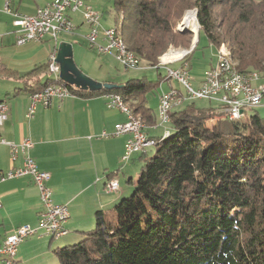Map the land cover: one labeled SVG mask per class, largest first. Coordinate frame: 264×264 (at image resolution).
Segmentation results:
<instances>
[{
  "label": "trees",
  "instance_id": "obj_1",
  "mask_svg": "<svg viewBox=\"0 0 264 264\" xmlns=\"http://www.w3.org/2000/svg\"><path fill=\"white\" fill-rule=\"evenodd\" d=\"M114 2L118 14L128 15L115 29L149 66L170 45L189 43L190 34L174 32V21L195 8L199 38L205 33L215 47L231 45L241 72L264 71V0ZM48 64L34 70L47 78L30 93L49 83L82 97L115 93L145 123L158 122L146 79L92 90L52 78ZM34 71L23 76L27 85ZM0 74L15 71L0 68ZM195 100L171 110L172 132L151 135L156 151L140 153V175L128 180L132 193L110 210L98 209L94 227L78 242L55 248L60 264H264V117L231 120L220 105L203 108Z\"/></svg>",
  "mask_w": 264,
  "mask_h": 264
},
{
  "label": "crops",
  "instance_id": "obj_2",
  "mask_svg": "<svg viewBox=\"0 0 264 264\" xmlns=\"http://www.w3.org/2000/svg\"><path fill=\"white\" fill-rule=\"evenodd\" d=\"M5 1L10 2L9 7L15 13L34 14L52 0ZM3 5L0 1V68L15 71V75L0 74V101L9 105V117L0 127V137L18 144L25 138L33 140L30 154L40 169L51 174L48 186L53 190L54 201L68 205L69 217L64 227L68 229L71 226L78 234V238H67L71 232L68 229L66 236L60 237L59 244L65 245L92 229L94 213L98 209L110 210L120 198L130 194L132 187L128 180L136 179L132 173L135 167L130 161L137 157L142 160L141 154H133L130 163L122 160L129 135L112 134L115 125L125 122L127 116L119 108L107 106L106 96L109 95L106 94L86 97L73 94L63 101L55 98L51 106L40 104L30 119L26 117L31 89H38L39 83H44L47 78V74H38L34 70L48 62L56 45L49 41V36L42 41L17 45L13 24L15 15L6 12ZM75 14L71 13L74 19ZM80 25H84V20ZM32 71L34 74L29 75L30 84L27 85L23 76ZM160 86L164 90L163 84ZM156 126H150L147 132L152 136L162 135ZM103 132L111 136L103 135ZM23 158L21 152L16 160H12L10 146L0 144V171L21 166ZM120 173L123 174L122 179ZM111 178L119 179L121 188L117 192L106 188ZM42 210L39 188L29 175L0 182V245L15 227L24 224L37 226ZM33 236L43 242L50 239L46 233ZM26 239L19 244L13 264L28 261L23 250L27 244L23 249L20 247Z\"/></svg>",
  "mask_w": 264,
  "mask_h": 264
},
{
  "label": "built area",
  "instance_id": "obj_3",
  "mask_svg": "<svg viewBox=\"0 0 264 264\" xmlns=\"http://www.w3.org/2000/svg\"><path fill=\"white\" fill-rule=\"evenodd\" d=\"M9 6L10 2L7 1L4 10L15 15L13 24L16 27L17 45H23L30 41H42L45 36H51L52 39L57 41L60 33L70 34L74 32L76 24L71 13L80 11L84 22L89 25L90 32L86 35V38L93 48H98L102 54L114 55L118 62L126 68H138L141 65L140 63L137 64V60H134L133 57L126 55L119 49V45L114 40L112 29L109 28L103 31L102 40L105 43L99 41L103 16L98 11H94L92 5L86 3L85 0H52L40 7L34 14L15 13ZM50 58V71L61 75V65L57 62L56 54L53 53ZM178 61H183V59L168 61L161 67H167L165 78L176 79L185 90L171 87L161 92L158 116L160 123L157 125L170 122L172 108L180 107L183 103L192 99H208L216 102L221 106V111L232 120L245 118L247 108H257L263 103L264 78H261L260 74L258 76H251V74L233 75V71L229 69L227 61L221 54H219L217 66L205 70L197 88L193 85L194 78L190 74L187 62H182L178 68L168 66L169 63ZM72 95L73 92L65 85L49 83L43 89L30 94V105L26 117L30 119L40 104L48 107L53 104L55 98L63 101ZM106 97L109 108H119L127 116L125 122L115 125V131L112 134L129 135L122 160L127 162L133 154L142 153V151L152 148L154 137L147 133L148 123L137 124L133 121L130 117L131 109L124 107L122 97L117 95ZM8 112L9 105L7 102H0V127L8 119ZM167 131L168 129L164 132ZM103 135L111 136L106 132H103ZM0 144L10 146L12 160H16L21 152L24 155L21 166H14L5 172L0 171V182L29 175L39 188L40 200L43 205L37 226L24 224L15 227L7 235L4 243L0 245V259L12 263L19 244L26 238L41 233L56 238L66 236L69 231L64 227V223L69 217V210L67 204L54 201L53 190L48 186L51 174L40 169L35 158L30 154V150L34 146L32 139L25 138L24 141L18 144L0 137ZM106 188L110 192H117L121 188L119 179L111 181L110 185H106Z\"/></svg>",
  "mask_w": 264,
  "mask_h": 264
},
{
  "label": "rangeland",
  "instance_id": "obj_4",
  "mask_svg": "<svg viewBox=\"0 0 264 264\" xmlns=\"http://www.w3.org/2000/svg\"><path fill=\"white\" fill-rule=\"evenodd\" d=\"M0 1H1L2 5L4 2H6L5 0H0ZM85 1H86V3H89L90 5H92L94 11H98L103 16L102 21H101V28H100L101 31H100L99 41L105 43L102 40L103 39V36H102L103 31L105 29H109L110 27L115 28L117 26L118 19L120 16H122V19L123 18L126 19L128 17L127 10H122V12H120L118 14V11L115 9L114 0H85ZM3 6H5V5H3ZM193 11L196 12V9L195 8H189V10H186L183 14H181L180 16H177L175 21H174V26H175L174 32L177 31V32H181V33L190 34V35H188L189 43L187 45H182V44H178L177 46L170 45L168 50L166 52H164V55L161 58L164 59L165 54H168L170 52H174V51L185 52V50L191 49L190 53H192V54L188 57V61L186 59L187 55L184 54L185 57H184L183 61H178L175 63H169L168 66H170L172 68H178V66L182 62H187L189 65V70L191 71L192 78H194L193 85L195 88H197L199 86V81L202 79L201 77L203 76L205 70L208 68L217 66V63L219 60L218 48L220 46H218V47L213 46L210 43L209 39L206 37L205 33L200 34V38H201L200 39L199 38V30L200 29L199 30L197 29V31L194 30L196 28V26L192 28L190 26L188 27L187 25H185L186 16L189 14V12L192 13ZM75 13L76 14L74 15V17H75L74 21L76 24V28L78 25H79V27L77 29L75 28L74 32H72L70 34L60 33L57 37L58 38L57 41L52 39L51 36H49L50 38L48 37L49 41H51V43L56 45L55 50L53 51V53L56 54V57H57V51H58L59 43L65 41V42H68L70 44L71 43L73 44V48H74L73 57L75 59L77 66L80 68V70H82L84 73H86L88 76H90L92 79L96 80L97 82H115L118 84H123L126 80H128L130 78H136V79L144 78V79H146L149 82V84L151 85V88H149L147 91V93H148L147 94L148 105H149V107L152 108V110L155 113L156 120H158V122L154 123L153 125H150V124H148V125H149V127L150 126L154 127V125H157L158 123H160V119L158 117L159 116V110H160V106H159L160 95H161L160 92L166 91L167 89H170V87H172V86L177 88V89L180 88L184 91L185 89L182 86V84L179 81H177L176 79L165 78L167 76V67L166 66H162L161 68H156V67L147 65V63H145V62H142L140 67H138V68H126L118 62V60L115 58L114 55L100 53L98 48L97 49L93 48L86 38V35L90 32V30H89V25L87 23L85 24V22H84V25H80L81 22L84 20L81 12L78 11ZM5 17H8V15L5 14ZM9 19H10V16H9ZM196 21H197V12H196ZM197 24H198V21H197ZM182 27H183V29H185V27H187L189 29V31H187V32L182 31L183 30V29H181ZM199 39H200V41H199ZM198 41H199V43H198ZM197 43H198V45H197ZM224 44L225 45H222V46H225L227 48V50L231 51L232 52V58H234V56H233L234 53H233V50L231 48V45H228L226 43H224ZM196 46H197V48H195ZM192 50H194V51L192 52ZM52 54H50V56ZM50 56H49V60H48L49 63L51 60ZM233 60L236 61L235 58ZM236 64L238 65L237 61H236ZM48 70L50 71L49 64H48ZM159 72H161V77L159 75ZM49 75L52 78L54 77V75L52 74V71H50ZM44 77L46 78V76H44ZM160 82H162L164 90L161 89ZM107 101H108V99H107ZM194 102H195V105H198L199 107H203V108L210 107V106L216 107L218 105L216 102L208 100V99H196ZM262 102L263 103L255 109L247 108L246 109L247 115L257 113L258 115H261L264 117V99L262 100ZM183 105L186 106L187 103H184ZM135 116L138 118H141L137 115H135ZM156 127L159 128L157 130H158V132H161V133H163L167 129H168V131H170V130H171V132L173 131V126L169 122L167 124H164V125H157ZM154 147H155V144H154ZM155 151H156V148L152 147L151 149H149L148 157L153 155L155 153ZM138 158L139 157H137L134 161L129 160L131 162V163L130 162L129 163L135 167L134 170H132V173L135 175L136 178H138L140 175L142 162L144 161V160H140ZM119 177L122 179L123 174L120 173ZM108 183H109V181L107 182L106 185H108ZM128 185L130 186V184H128ZM131 193L132 192H130V194ZM93 227L94 226H92V228ZM68 229H70L71 232L69 235H67L68 236L67 238H69V237L78 238L77 237L78 234L76 233V229L72 228L71 226ZM34 237L35 236H33L31 238H27L26 241L24 243H22V245L20 246L23 249L27 244L26 249L24 248L23 250H24L25 258H27L28 261L22 260L17 264H60L59 257L57 256V254L55 252V248L58 247V245L59 246L62 245V244H59L61 242L62 238H55L54 236L50 235V237H49L50 239H47L46 242H43V241H39L38 239H36ZM83 237L81 236V238H83ZM32 238H34V239H32ZM81 238H79L76 241L71 242V244L78 242ZM49 242L51 243V245ZM15 258L16 257H14V259ZM0 264H11V263H7L6 261L0 259ZM14 264H16V263H14Z\"/></svg>",
  "mask_w": 264,
  "mask_h": 264
},
{
  "label": "bare ground",
  "instance_id": "obj_5",
  "mask_svg": "<svg viewBox=\"0 0 264 264\" xmlns=\"http://www.w3.org/2000/svg\"><path fill=\"white\" fill-rule=\"evenodd\" d=\"M185 25H187L188 27L190 26L192 28L196 26V28L194 29L195 31H197V29L199 30L201 28V26L199 24H197V21H196V12H194V11L192 13L189 12V14L186 16V19H185ZM110 29H112L113 32H114V40L119 45V49H121L124 53H126V55H130L131 57H133L134 60H137V64L138 63L141 64L142 62L140 61L139 57H137L136 54H134L133 52H131L128 49L126 41H124L122 35L118 32V30L113 28V27H110ZM181 29H183V27ZM190 51H191V49L190 50H185V52H182V51H177L176 52V51H174V52H170L168 54H165L164 59L161 58L159 63L157 65H154L153 67L161 68V65H164L168 61H173V60H177V59H184L185 55H188L190 53ZM218 51H219V54H221V56H223L224 59L227 61L229 69L233 71V75L251 74V76H258V74H260L261 78H264V71L260 72V71L257 70V71H244V72H241L238 69V67H237L236 61L233 60L234 58H232V52L227 50V48L225 46H221L220 48H218ZM52 74L54 75L53 78H55V79H59V77L61 76L60 74H55V72H52ZM113 95L120 96V95L115 94V93L109 94V96H113ZM123 105H124L125 108L131 109L130 110V117L132 118L133 121H135L137 124L145 123L144 120H142L141 118L136 117L135 116L136 114L134 115L132 108L129 107V105L124 102V100H123ZM174 108H177V107H173L172 110ZM114 180H116V179H110L108 185H110V182L114 181Z\"/></svg>",
  "mask_w": 264,
  "mask_h": 264
},
{
  "label": "water",
  "instance_id": "obj_6",
  "mask_svg": "<svg viewBox=\"0 0 264 264\" xmlns=\"http://www.w3.org/2000/svg\"><path fill=\"white\" fill-rule=\"evenodd\" d=\"M182 31H189L187 27ZM57 62L61 65V76L68 82L76 84L78 86H82L84 88H90L92 90H97L101 87H105L109 90H113V88L121 87L122 84H118L115 82H97L92 79L86 73H84L77 66L75 59L73 57V44L68 42H60L57 51Z\"/></svg>",
  "mask_w": 264,
  "mask_h": 264
}]
</instances>
